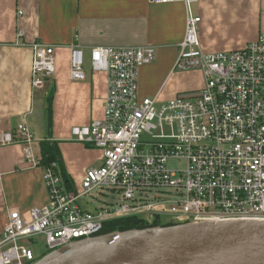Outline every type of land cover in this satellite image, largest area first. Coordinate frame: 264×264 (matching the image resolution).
Masks as SVG:
<instances>
[{
  "label": "built area",
  "instance_id": "1",
  "mask_svg": "<svg viewBox=\"0 0 264 264\" xmlns=\"http://www.w3.org/2000/svg\"><path fill=\"white\" fill-rule=\"evenodd\" d=\"M200 1L153 0L184 5L186 33L175 70L202 72L201 90L164 103L158 97L140 101L139 69L155 61V49H92V69L108 76L104 118L74 127L72 136L102 150L104 164L86 172L82 190H68L55 164L44 169L49 203L27 215L10 213L0 233V264L38 260L21 240L36 244L43 237L49 253L100 236L106 224L131 217L153 222L169 216L175 224L264 221V34L241 49L205 52L201 17L194 12ZM30 48L32 87L42 90L57 72L55 48L41 42ZM70 48V77L83 82L84 52L77 44ZM3 139L6 145H23L26 158L38 165L26 121ZM181 163L185 166H172ZM96 190H109L120 202L92 211L83 199ZM153 190L162 194L148 204Z\"/></svg>",
  "mask_w": 264,
  "mask_h": 264
},
{
  "label": "crops",
  "instance_id": "2",
  "mask_svg": "<svg viewBox=\"0 0 264 264\" xmlns=\"http://www.w3.org/2000/svg\"><path fill=\"white\" fill-rule=\"evenodd\" d=\"M194 12L201 17L199 39L207 53L241 49L264 34V0H201ZM186 21L184 5L153 0H0V233L12 211L27 215L49 203L44 168L26 158L23 145L4 144V135L16 133L26 121L37 137L32 146L36 161L41 157V141H57L67 175L73 184L83 181L89 169L104 164L102 150L82 145L72 136L74 127L104 118L108 76L92 69V49L153 47L155 61L139 69L138 98L158 97L164 103L183 93L173 85L182 73L175 65ZM35 42L55 48L57 72L48 83V93L32 87L30 45ZM75 44L84 56L90 55L84 62L83 82L70 77V47ZM190 73L201 75L202 84L192 91L201 90L202 72H183ZM51 91L52 125L48 132L36 130L32 124L38 98L47 100Z\"/></svg>",
  "mask_w": 264,
  "mask_h": 264
},
{
  "label": "water",
  "instance_id": "3",
  "mask_svg": "<svg viewBox=\"0 0 264 264\" xmlns=\"http://www.w3.org/2000/svg\"><path fill=\"white\" fill-rule=\"evenodd\" d=\"M34 264H264V221L115 232L76 241Z\"/></svg>",
  "mask_w": 264,
  "mask_h": 264
},
{
  "label": "rangeland",
  "instance_id": "4",
  "mask_svg": "<svg viewBox=\"0 0 264 264\" xmlns=\"http://www.w3.org/2000/svg\"><path fill=\"white\" fill-rule=\"evenodd\" d=\"M89 58H90V55L86 54L84 56V61H86V63H87ZM194 71H199V70H194ZM190 72H192V71H190ZM184 73H187V72H184ZM178 74L181 77H177L175 79V83H174L173 87L175 89H181V91L183 93L193 92L192 90L200 87V85L203 82L201 75L197 74V73H190L193 78L190 75L188 76L186 74H183V72L178 73ZM188 84H191V86H189ZM48 91H49V84H47L45 86L44 90H42L41 92L42 93L43 92L48 93ZM44 97H46V96H44ZM39 98H38V103L36 106V116H35V119L33 120L34 122L32 125L35 126L36 130H41V131L44 130V131L48 132L49 127H51V125H52V114L50 116V113L48 111V102H47L46 98H43L44 100L43 99L39 100ZM35 138H37V137H35ZM81 144L85 145L83 143H81ZM34 153L36 156V154H37V148L36 147H34ZM172 166L173 167H178V166L184 167L185 164L184 163L172 164ZM74 185H75V188L77 190H82V181L75 182ZM161 194L162 193H160V192L158 193V190H153L152 192H149L147 195L148 197L146 198L148 200V204L151 202L156 203V201H157L156 197H158ZM169 200H170V202H172V201H174V198L170 197V195H169ZM83 202L87 203L86 207H88L90 210L93 211L95 208H97V209L105 208L106 206H111V203L115 204L117 202H120V198L117 196H114L112 193H110L109 190H103V191L96 190V191L92 192L90 196H86L83 199ZM162 219H163L164 224H168V223H170L168 221H170L171 217L163 216ZM36 240H37L36 244H34L30 240H21V241H19V244L29 246L32 249V251L34 252V254L36 255V257H38V260H39L40 257H43L44 254L47 253V247L45 245L43 237H38Z\"/></svg>",
  "mask_w": 264,
  "mask_h": 264
},
{
  "label": "trees",
  "instance_id": "5",
  "mask_svg": "<svg viewBox=\"0 0 264 264\" xmlns=\"http://www.w3.org/2000/svg\"><path fill=\"white\" fill-rule=\"evenodd\" d=\"M52 97H53V92L51 91L47 97L48 111L50 113V116H51ZM40 154L41 157L39 159L38 165L40 167H43L44 169H47L52 167L53 164H55L56 165L55 170L62 177L63 182L66 185L67 189L73 190L74 184L66 173L61 150H60V143L57 141H51L49 139H45L41 141ZM174 225L176 224L175 223L164 224L160 218L155 219L153 222H147L144 219H140L138 217H131L118 221H113L106 224L103 233L100 235H106L115 232H126L131 230H142L153 227H168Z\"/></svg>",
  "mask_w": 264,
  "mask_h": 264
}]
</instances>
